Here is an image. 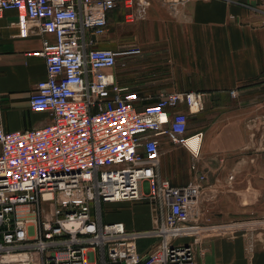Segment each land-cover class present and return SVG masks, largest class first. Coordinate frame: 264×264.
Instances as JSON below:
<instances>
[{"label":"built area","instance_id":"built-area-1","mask_svg":"<svg viewBox=\"0 0 264 264\" xmlns=\"http://www.w3.org/2000/svg\"><path fill=\"white\" fill-rule=\"evenodd\" d=\"M119 5L131 23L145 16L148 0H0V18L14 10L20 36H53L33 52L46 76L28 99L49 121L17 130L0 122V264H198L204 254L196 247L203 226L186 218L206 179L196 163L202 132L188 128L203 94L167 91L141 104L116 81L117 59L140 53L100 46ZM161 138L186 149L195 181L178 186L161 174ZM135 200L153 207L154 227L105 220L103 206ZM245 235L250 252L251 228ZM141 237L156 238L143 255Z\"/></svg>","mask_w":264,"mask_h":264},{"label":"crops","instance_id":"crops-1","mask_svg":"<svg viewBox=\"0 0 264 264\" xmlns=\"http://www.w3.org/2000/svg\"><path fill=\"white\" fill-rule=\"evenodd\" d=\"M124 14L122 5L109 12L108 34L100 46H137L140 53L117 59L112 69L116 81L130 86L141 104L167 91L203 94V109L188 116L189 132H202L196 163L206 175L193 206L203 226L196 247L205 249L203 255L197 252L198 264H264V0H182L175 6L148 0L143 18L127 23ZM44 38L53 40L34 29L20 36L14 10L0 18V122L6 130L49 121L28 103L46 76L43 57L33 55ZM175 148L161 138L160 172L174 185H187L196 180L190 156L177 177ZM123 203H111L112 208L119 211ZM146 204L149 213L143 214L149 218L135 230L155 226L152 206ZM253 217L260 223L252 224ZM144 239L137 240L142 255L156 242Z\"/></svg>","mask_w":264,"mask_h":264},{"label":"rangeland","instance_id":"rangeland-1","mask_svg":"<svg viewBox=\"0 0 264 264\" xmlns=\"http://www.w3.org/2000/svg\"><path fill=\"white\" fill-rule=\"evenodd\" d=\"M192 119V118H191ZM190 119V122L193 123V120ZM172 144V143H171ZM175 145V144H174ZM172 167L176 172L177 177H179L180 172L182 170V167L188 166V152L184 147L176 145V148L172 152ZM125 207H122L117 211L116 209H113V204H106L103 206V213L106 221H122L125 224V227L130 230L138 229V222L140 220H144L146 217L149 218V216L143 214L149 213L147 204L144 200H135V201H125L123 203ZM153 209V207H152ZM187 221L188 222H200L197 217H195L194 209L190 210L187 214ZM261 218L253 217L251 220L252 224L260 223ZM154 239H144L142 240L143 243L151 242Z\"/></svg>","mask_w":264,"mask_h":264},{"label":"bare ground","instance_id":"bare-ground-1","mask_svg":"<svg viewBox=\"0 0 264 264\" xmlns=\"http://www.w3.org/2000/svg\"><path fill=\"white\" fill-rule=\"evenodd\" d=\"M189 143H190V145H191L192 147H194V148L197 147V142H196L195 139H191V140L189 141Z\"/></svg>","mask_w":264,"mask_h":264}]
</instances>
